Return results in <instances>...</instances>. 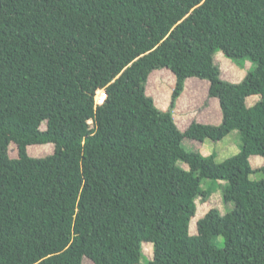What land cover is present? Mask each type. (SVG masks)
<instances>
[{
  "label": "trees",
  "instance_id": "obj_1",
  "mask_svg": "<svg viewBox=\"0 0 264 264\" xmlns=\"http://www.w3.org/2000/svg\"><path fill=\"white\" fill-rule=\"evenodd\" d=\"M219 52L251 62L242 82L222 77ZM162 68L176 79L166 110L147 93ZM190 77L210 82L219 124L179 128ZM234 130L240 151L222 162L184 145ZM47 143L46 163L30 155ZM253 154L264 157V0H0V264H264ZM207 179L227 182L226 212L211 208L193 234L216 192Z\"/></svg>",
  "mask_w": 264,
  "mask_h": 264
},
{
  "label": "rangeland",
  "instance_id": "obj_2",
  "mask_svg": "<svg viewBox=\"0 0 264 264\" xmlns=\"http://www.w3.org/2000/svg\"><path fill=\"white\" fill-rule=\"evenodd\" d=\"M218 60L222 68V77L230 82L240 83L243 81L247 69L250 68L251 62L247 61L244 67L238 66L232 62L228 57H226L222 52L218 53ZM207 80V79H206ZM205 79L190 77L186 80L185 88L181 96L177 99L175 111V119L181 130H185L187 124L194 119L204 118L214 119L218 117L221 113V106L219 99L215 97H210L208 95L209 87L207 86V81ZM175 76L173 72L168 68H162L154 70L150 75L147 82V93L151 95L156 104L166 110L169 108L172 98V91L175 87ZM105 90L104 87L97 91L96 102ZM260 99L259 94L249 95L247 97V103L253 105L257 99ZM216 100V101H214ZM258 101V100H257ZM216 102V103H215ZM215 103V107H214ZM195 120V119H194ZM92 122V121H90ZM213 123L215 122L212 121ZM42 128H46V124H42ZM242 144L241 134L238 130H234L229 133L224 139L220 141H213L207 139L202 142L199 140L191 139L186 137L184 139V145L189 150H196L209 155L212 152L216 153V160L222 162L225 159L235 155L240 151ZM54 144H32L28 147L30 155L37 157L43 163L47 160L54 152ZM9 153L11 157H18V145L12 142L9 146ZM252 166L255 168L260 167L264 164V157L258 154H253L251 157ZM187 167V165L185 164ZM252 179L259 180L263 178L262 172H256L251 175ZM222 187L227 183L223 181ZM44 181H40L37 185V189L43 186ZM204 187L213 186L215 191L213 195L206 201L200 200L198 206V214L194 218L191 224V232L195 234L197 232V221L206 212H208L213 207H218L223 213L226 212V208L223 205L222 191L223 188L218 183H212L211 180L207 179L203 182ZM145 256L142 257V262L145 263L147 258L153 257V245L151 243H145L144 245ZM83 264H95L91 259L85 258Z\"/></svg>",
  "mask_w": 264,
  "mask_h": 264
},
{
  "label": "crops",
  "instance_id": "obj_3",
  "mask_svg": "<svg viewBox=\"0 0 264 264\" xmlns=\"http://www.w3.org/2000/svg\"><path fill=\"white\" fill-rule=\"evenodd\" d=\"M206 80V79H205ZM207 81V86L209 87L210 86V82L208 81V80H206ZM215 99H217L216 97H215ZM257 100H259V98L257 99ZM256 100V101H257ZM214 101H216V100H214ZM216 103V102H215ZM215 103H214V107H215ZM255 103V102H254ZM251 105V104H250ZM174 117H175V111H174ZM195 120H197V121H199V122H203V123H211V124H219L221 121H222V110H221V113H219L218 114V117H216V118H214V119H202V118H197V117H195L194 118ZM194 119H192L188 124H187V126H186V128L188 127V125L194 120ZM215 120V122L213 123L212 121H214ZM185 128V129H186ZM206 141V140H205ZM202 143V142H201ZM204 154V153H203ZM252 157V156H251ZM250 157V160L252 159ZM254 167V166H253Z\"/></svg>",
  "mask_w": 264,
  "mask_h": 264
},
{
  "label": "built area",
  "instance_id": "obj_4",
  "mask_svg": "<svg viewBox=\"0 0 264 264\" xmlns=\"http://www.w3.org/2000/svg\"><path fill=\"white\" fill-rule=\"evenodd\" d=\"M106 96H107V94H106V91L104 90V91L102 92V95L99 97L97 103H98V104H102V103L105 101ZM96 98H97V97H96Z\"/></svg>",
  "mask_w": 264,
  "mask_h": 264
}]
</instances>
